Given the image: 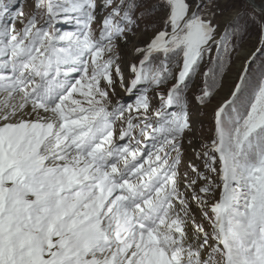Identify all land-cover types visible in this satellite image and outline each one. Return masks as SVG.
I'll return each mask as SVG.
<instances>
[{"label":"snow or ice","instance_id":"snow-or-ice-1","mask_svg":"<svg viewBox=\"0 0 264 264\" xmlns=\"http://www.w3.org/2000/svg\"><path fill=\"white\" fill-rule=\"evenodd\" d=\"M97 7L0 0V264H264L255 54L199 147L191 107L212 105L250 22L264 52V16L221 27L215 0H104L96 28ZM155 13L159 28L145 23L153 34L122 62Z\"/></svg>","mask_w":264,"mask_h":264},{"label":"rangeland","instance_id":"rangeland-1","mask_svg":"<svg viewBox=\"0 0 264 264\" xmlns=\"http://www.w3.org/2000/svg\"><path fill=\"white\" fill-rule=\"evenodd\" d=\"M101 1V2H100ZM257 4L262 5L264 8V0H254ZM153 0H147L148 4H151ZM210 1H204V4H208ZM216 3L220 5L223 9V15L217 16V21L223 27L225 23L232 18L236 12L240 11L242 0H215ZM97 23L96 28H99V20L102 18L107 10L102 7L104 0H97ZM260 12V11H259ZM261 17L264 16L261 12ZM159 13H155L146 18V20L141 22V27L135 30V34L130 38V41L118 48L121 60L124 63L127 62H136V57L134 54V48L143 46L144 42L153 34L152 29L145 30L144 24L155 21L156 28H159L160 19ZM57 27L62 31L74 30V23L61 22ZM259 35L252 33L249 37H246L240 44L239 49L235 52L233 51L230 65L227 67L226 72L223 77V86L218 90L219 94L216 99L213 101L212 105H209L207 110H198L195 102H192V118L195 122V144L199 147L202 143L206 142V137L208 135V129L210 127V116L212 114V107L217 101L221 98L226 97L235 83L237 77L244 71L248 60L256 53L257 49L260 47ZM215 51V50H214ZM123 66V63H122ZM127 75V73H126ZM171 83V82H169ZM201 83V76L197 74L193 77L190 83V92L189 98L197 91ZM119 92L120 98L123 102L130 103L134 100L133 96L125 95L122 91L117 89ZM151 94V92H150ZM155 103V101H154Z\"/></svg>","mask_w":264,"mask_h":264},{"label":"trees","instance_id":"trees-1","mask_svg":"<svg viewBox=\"0 0 264 264\" xmlns=\"http://www.w3.org/2000/svg\"><path fill=\"white\" fill-rule=\"evenodd\" d=\"M204 1H210V0H204ZM240 11H243L247 14L245 16V19L248 18V15H254V16H256L257 19L261 18L260 12L255 10L246 0H242ZM242 22L243 21H241V23ZM252 33H255V34L260 36L259 28L256 25H252L250 22V27L248 28L247 33L240 40L239 46L234 50V52L237 49H239L241 42L246 37H249ZM262 71H264V52H258L257 53V51H256L255 57H254V63L251 64L250 69H249V72H250L249 77H248L249 81L255 83L256 79L260 76Z\"/></svg>","mask_w":264,"mask_h":264},{"label":"water","instance_id":"water-1","mask_svg":"<svg viewBox=\"0 0 264 264\" xmlns=\"http://www.w3.org/2000/svg\"><path fill=\"white\" fill-rule=\"evenodd\" d=\"M246 1H247L252 7H253V4H254L256 7H255V8L253 7V8H254L255 10H257V11H259V10H258L259 8H263L262 5L257 4L254 0H246ZM262 14L264 15V13H262Z\"/></svg>","mask_w":264,"mask_h":264},{"label":"bare ground","instance_id":"bare-ground-1","mask_svg":"<svg viewBox=\"0 0 264 264\" xmlns=\"http://www.w3.org/2000/svg\"><path fill=\"white\" fill-rule=\"evenodd\" d=\"M101 2V1H100ZM97 5H98V3H97ZM98 14V13H97Z\"/></svg>","mask_w":264,"mask_h":264}]
</instances>
